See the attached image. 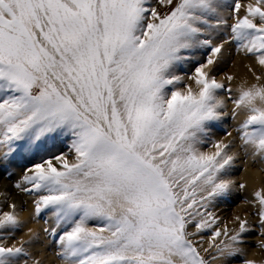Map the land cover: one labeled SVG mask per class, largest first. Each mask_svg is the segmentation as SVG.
Instances as JSON below:
<instances>
[{"label": "snow or ice", "instance_id": "6c2138e0", "mask_svg": "<svg viewBox=\"0 0 264 264\" xmlns=\"http://www.w3.org/2000/svg\"><path fill=\"white\" fill-rule=\"evenodd\" d=\"M233 53L252 82L222 71ZM15 160L32 211L0 192V264H43L38 244L60 264H257L264 183L243 216L216 208L247 191L238 161L264 173V0H0V169Z\"/></svg>", "mask_w": 264, "mask_h": 264}, {"label": "rangeland", "instance_id": "374dc122", "mask_svg": "<svg viewBox=\"0 0 264 264\" xmlns=\"http://www.w3.org/2000/svg\"><path fill=\"white\" fill-rule=\"evenodd\" d=\"M163 11V9L161 10ZM235 59H246L243 56H238L235 53H233L231 59L228 60L227 64L223 66L222 71L229 72L230 74L233 73V68H234V62ZM252 79V76H251ZM231 122V121H230ZM229 123V122H228ZM232 123V122H231ZM229 123V124H231ZM230 130V129H229ZM223 136V132H218L216 135V138L219 139ZM53 148V149H52ZM50 151L52 153L58 154L60 151H67V148L64 144H61L59 142H56L50 147ZM28 163L27 160H15L8 166V169H0V183L2 180H4L8 185H10V189L12 193L20 199L19 203L17 204L18 207H21L23 210L21 213L26 212L27 216H29V213L32 211L31 207V199L32 197L26 196L24 194L19 193L14 187L13 184L15 181H17L20 176L22 175L23 172V167ZM236 171L234 172V178L238 181L241 182V177H244L245 172L247 170H254L258 173L259 177L262 179V183H264V173H260L258 171V168L254 166H249L245 164L243 161H238L236 165ZM11 172V176L8 175V172ZM261 183V184H262ZM252 191V190H251ZM250 191L244 192V193H239L235 195L234 197L230 198L227 201L221 202L217 205V212L218 215L222 217V219L227 222L230 220V218L235 215V214H240L241 216L244 215L246 211L250 212L251 209H245L243 210V203L242 200L245 196H248ZM10 193V192H9ZM11 193V194H12ZM9 199V198H8ZM10 200V199H9ZM3 207V210L7 211L6 205H0ZM240 206V208H239ZM247 206V205H245ZM241 209V210H240ZM28 218V217H27ZM250 219L255 220L254 216H250ZM29 223H33L37 225L36 230L39 231L43 227V220H41L39 223L34 222V221H29ZM25 229L23 228L22 230L18 231L15 235L16 240L24 239L23 234H24ZM258 231V230H257ZM41 239L43 240V233H40ZM23 237V238H22ZM264 240V237L258 236L255 232H253L249 237H248V242L246 245V251H247V258L251 253H257L259 251L262 252L264 255V249H260L256 247V245L261 241ZM12 241H9L11 243ZM38 247H35L34 254L36 257L40 260L43 261V264H60V261L55 257L54 251H55V245L51 246H45L44 244H38L36 245ZM245 257V258H246ZM249 259V258H248ZM264 261V258H261V262ZM234 264H241L240 260L234 261Z\"/></svg>", "mask_w": 264, "mask_h": 264}, {"label": "bare ground", "instance_id": "6f19581e", "mask_svg": "<svg viewBox=\"0 0 264 264\" xmlns=\"http://www.w3.org/2000/svg\"><path fill=\"white\" fill-rule=\"evenodd\" d=\"M250 63H252L250 59H244V60L243 59H235V62L233 65L234 68H233L232 75H234L236 77V83L237 84L241 83L244 80H248L249 82H252L251 73H249L247 68L245 67V65L250 64ZM253 67H255V65H253ZM229 123H231V122L229 121ZM241 182H244L247 184L248 187H247L246 192H248V191L251 192V190H253L254 187H258L261 185L262 179L259 177V175L256 171L247 170L245 172L244 177H241ZM10 188H11L10 185H8L4 180L1 181L0 192H7L9 194V196H8V198L10 199L9 202H15L16 204H18L20 199L15 195V193L14 194L12 193ZM0 199H3V198L0 197ZM239 208H240V206H239ZM242 208L244 210V208L249 209L250 207L243 205ZM27 217L28 216H27L26 212L21 213L22 219H27ZM28 228H32V229L36 230L37 225H35L33 223H29V222L27 223V225L24 227V229H25L24 234H23L24 239L27 238L26 233H27ZM36 247H38V246H36ZM248 258L256 261L257 264H259V262L261 261V258H264V255L262 254L261 251H259V252L254 253V254L251 253ZM248 258L246 257V259H248Z\"/></svg>", "mask_w": 264, "mask_h": 264}]
</instances>
